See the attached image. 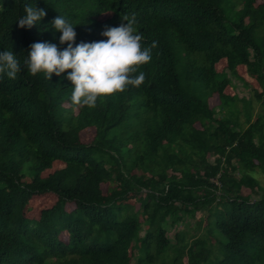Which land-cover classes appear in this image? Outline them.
Returning a JSON list of instances; mask_svg holds the SVG:
<instances>
[{
	"label": "trees",
	"instance_id": "16d2710c",
	"mask_svg": "<svg viewBox=\"0 0 264 264\" xmlns=\"http://www.w3.org/2000/svg\"><path fill=\"white\" fill-rule=\"evenodd\" d=\"M26 5L46 16L21 29ZM133 14L142 48L156 42L133 74H145L139 88L75 106L68 72L48 80L24 65L34 43L67 48L52 27L59 16L76 46L106 41ZM5 50L21 71L0 74V264H264L253 174L264 173V0H0ZM237 81L250 96L235 93ZM41 195L54 200L26 217ZM195 212L197 237L186 221Z\"/></svg>",
	"mask_w": 264,
	"mask_h": 264
},
{
	"label": "clouds",
	"instance_id": "9594fccd",
	"mask_svg": "<svg viewBox=\"0 0 264 264\" xmlns=\"http://www.w3.org/2000/svg\"><path fill=\"white\" fill-rule=\"evenodd\" d=\"M25 12L26 15L18 20L21 29L32 28L46 16L43 9L28 5ZM110 14L106 12L100 16ZM122 21L126 23L102 33L107 37L106 41L73 46L77 35L74 27L59 16L54 19L52 27L62 33L60 44H67V48L61 51L52 43H34L24 65L32 76L43 73L48 80L53 74L61 76L68 72L67 79L73 85L72 104L95 108L98 100L103 103L104 98L125 91L129 85L139 88L145 81V74L142 71L133 74L151 61V49L156 47L153 42L150 48H142L143 37L134 27L135 14L131 17L124 15ZM20 71V62L13 52H0V74L15 79Z\"/></svg>",
	"mask_w": 264,
	"mask_h": 264
},
{
	"label": "rangeland",
	"instance_id": "374dc122",
	"mask_svg": "<svg viewBox=\"0 0 264 264\" xmlns=\"http://www.w3.org/2000/svg\"><path fill=\"white\" fill-rule=\"evenodd\" d=\"M260 1L261 0H256V3H259ZM224 65H225L224 60H221L219 63L216 64V68L221 69V67ZM237 69H238L237 71L239 73H242L244 71L243 67H241V66H238ZM235 85H236L235 93H237L239 97H242V96L247 97V96H250V94L252 93V91H249L250 90L249 88L245 89V87H243V85L241 84L240 81H237V83ZM251 85H256V84H251ZM209 101H210V105H215L218 100H217V98H215V99L210 98ZM238 105H240V104H238ZM64 106L67 107L68 103L64 102ZM258 109H259L258 103L254 101L253 102V118H255V114L257 113ZM74 111H76V109H74ZM239 118H240V120L243 121L244 120L243 114H240ZM93 135H94V129L93 128H86L80 134L82 141H91L93 138ZM210 158L211 157H209V160H212ZM61 166H62L61 164H54L52 166V169H56V168H59ZM44 173H46V172H44ZM138 173H140V172H138ZM253 174L258 180L257 189H261V187L264 188V173L261 172L259 169H257L255 171V173H253ZM234 175H236V177H239L240 173L238 171H235ZM113 187H115L114 184H113ZM105 189H106V187L104 188V191H105ZM242 192L245 195H249L252 200L258 198L257 195H254V194L250 195V192L247 189H243ZM218 193L219 192H217V194ZM142 194H143V192H142ZM53 200H54V197L50 196V195H41V196L32 197V199L28 203V207L26 208V210L24 212L25 216L28 218L37 217L39 210L43 207H46L50 203H52ZM129 203L132 204L134 209H137V207H138V201L137 200L132 199L129 201ZM203 215H204L203 212H195L194 217L192 219H190L189 217L187 218V220H186L187 222L191 220V223L187 224V226L189 227L190 233H192L189 235H194L197 237V236H200L204 232V225H205L204 221L200 224V227H198V229H195L196 221L199 220L201 217H203ZM184 223H185V220H184ZM184 225H185V228H187L186 224H184ZM182 228H183V224H177L175 227L168 230L167 236L172 239L174 232L177 231L178 229H182Z\"/></svg>",
	"mask_w": 264,
	"mask_h": 264
}]
</instances>
